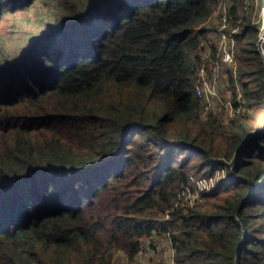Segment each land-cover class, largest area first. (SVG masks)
I'll return each instance as SVG.
<instances>
[{
  "label": "trees",
  "instance_id": "trees-1",
  "mask_svg": "<svg viewBox=\"0 0 264 264\" xmlns=\"http://www.w3.org/2000/svg\"><path fill=\"white\" fill-rule=\"evenodd\" d=\"M218 2L0 0V264H115L155 235L184 264H264L262 29L240 23L226 79L244 111L205 112Z\"/></svg>",
  "mask_w": 264,
  "mask_h": 264
},
{
  "label": "rangeland",
  "instance_id": "rangeland-1",
  "mask_svg": "<svg viewBox=\"0 0 264 264\" xmlns=\"http://www.w3.org/2000/svg\"><path fill=\"white\" fill-rule=\"evenodd\" d=\"M234 5L237 9V17H233L230 13V9ZM214 7L215 9L211 19L202 26L209 31L207 32V36L204 40H202V44L199 45L198 50H201L202 46L206 47L208 44L213 46L215 45L218 49V38H215V36L219 35L220 29L229 33L236 41V34H238L241 29L240 23H245L247 26L253 23L262 29L259 41L257 42V47L264 55V7L262 6V0H219ZM225 16H227L228 24L223 29V19ZM208 36H211V38ZM217 56L218 58L220 57L219 51ZM235 56L237 58V63L232 68L223 63L221 64L219 60L211 63V69L213 66H218L220 76L219 85L216 89L217 94L213 99L212 109H210L207 113L212 112L216 115L223 113L225 118H233L240 111H244L242 109L243 103H245V99L243 98L244 96H242V98L239 97L240 94L243 95L241 89L237 88V96H233L234 92L228 87L226 80L229 79V70H231L234 75H238L237 70L239 69L240 57H237L236 51ZM234 71H236V73H234ZM226 91L229 92L227 95ZM234 103H239L241 106L235 109ZM196 172L197 171L193 169L192 174L194 175L192 178V188L189 190H183L179 196V202H181L183 206L193 207L197 203L203 202V200H201L203 193H211L213 190H216L229 175L226 168L216 171V173L212 176L202 174L197 175ZM169 245L171 248H169ZM171 251H174L176 255V264H184L176 254V250L172 247L170 240L166 239L165 236L159 237L155 235L153 238L144 239L142 241V251L136 255L133 260L129 261L125 252L117 250L113 253L112 261L115 264H171L169 256Z\"/></svg>",
  "mask_w": 264,
  "mask_h": 264
},
{
  "label": "built area",
  "instance_id": "built-area-1",
  "mask_svg": "<svg viewBox=\"0 0 264 264\" xmlns=\"http://www.w3.org/2000/svg\"><path fill=\"white\" fill-rule=\"evenodd\" d=\"M223 20H224L223 21L224 24L222 28L224 29L226 25L228 24L227 16H225ZM208 37L211 38V36H208ZM208 37H207V40H208ZM216 37L218 38V51H219L221 62L225 65H228L231 68L234 67L237 63V58L235 56L234 38L229 33H226L225 31H223L222 29L219 30V35L218 36L216 35L215 38ZM206 48L207 50L204 55L205 57L202 63L201 73L199 76L200 78L199 84L196 87V92H197V95L204 100L205 112H208L210 109H212L213 99L215 95L217 94L216 89L219 85L220 72H219L218 66H213L212 76L208 79L206 78V67H207V63H209L208 60L211 58V52H212V48L210 44H208ZM234 73H236V71H234ZM242 96L243 95L241 94L239 95L240 98H242ZM169 248H171L170 245H169ZM169 256H170L171 264H176V261H175L176 255L174 251H171V254Z\"/></svg>",
  "mask_w": 264,
  "mask_h": 264
},
{
  "label": "crops",
  "instance_id": "crops-1",
  "mask_svg": "<svg viewBox=\"0 0 264 264\" xmlns=\"http://www.w3.org/2000/svg\"><path fill=\"white\" fill-rule=\"evenodd\" d=\"M229 92L228 91H226V95L228 94ZM166 239H168V238H166Z\"/></svg>",
  "mask_w": 264,
  "mask_h": 264
}]
</instances>
